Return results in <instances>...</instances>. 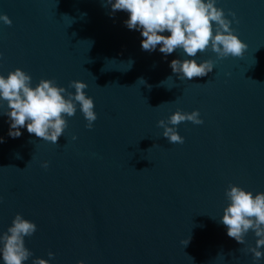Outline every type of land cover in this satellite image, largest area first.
<instances>
[{
    "label": "water",
    "instance_id": "95a60500",
    "mask_svg": "<svg viewBox=\"0 0 264 264\" xmlns=\"http://www.w3.org/2000/svg\"><path fill=\"white\" fill-rule=\"evenodd\" d=\"M215 6L248 45L241 57L144 51L129 14H111L106 0H0L12 20L0 21V75L20 68L32 87L53 79L73 93L69 83L82 81L97 114L88 129L77 104L55 144L26 126L11 138L0 100V234L18 213L36 224L24 264H264L247 251L251 230L240 244L221 222L229 185L264 192V0ZM173 59L214 68L180 80ZM177 110L203 120L174 126L182 144L158 127Z\"/></svg>",
    "mask_w": 264,
    "mask_h": 264
},
{
    "label": "clouds",
    "instance_id": "9594fccd",
    "mask_svg": "<svg viewBox=\"0 0 264 264\" xmlns=\"http://www.w3.org/2000/svg\"><path fill=\"white\" fill-rule=\"evenodd\" d=\"M111 6V14L124 11L129 18L124 22L128 29L141 32L143 40L141 48L144 51H159L165 55L176 50H182L187 57H195L198 52H204L209 47L216 53L218 59L229 56L241 57L248 45L234 34L230 27L232 21L225 16L224 10L215 6L216 0H106ZM235 18V13H229ZM0 21L11 26L12 20L6 15H0ZM215 22V33L213 32ZM168 32L170 35H161ZM172 72L180 80H192L194 77H205L213 71L214 62L205 60L197 63L195 59H173L170 62ZM169 78V77H168ZM142 81L146 84L143 78ZM32 77L21 70L15 69L7 77L0 75V100L7 102L10 127L8 136L19 138L20 129L27 127L29 134L37 138L58 143L68 123L65 116L72 117L80 107L86 127L93 128L97 114L94 111V101L87 96L85 89L88 85L79 80H73L68 88L58 86L53 79H41L32 87ZM150 88L151 86L148 85ZM3 107V105H0ZM199 111L185 113L177 110L167 121H158V127L163 128V137L169 143L182 144L184 138L180 136L174 126L184 121L194 124H203L199 118ZM172 125L173 127H170ZM76 139L75 136L72 137ZM0 137V144L4 143ZM44 168L48 163L44 162ZM225 196L230 201L223 210L221 222L227 228V235L238 243H245V236L251 230L256 239L255 247H249L254 260L264 258V192L253 195L237 185H229ZM37 231L34 222L24 219L16 214L10 227L0 234V255L4 264H24L33 254L25 247L24 238L31 237ZM190 239V238H189ZM185 245L189 240L182 241ZM50 259L54 258L52 252L48 253ZM32 264H49V260L36 258ZM84 264V261H78Z\"/></svg>",
    "mask_w": 264,
    "mask_h": 264
}]
</instances>
